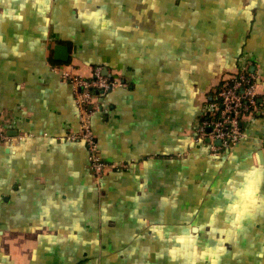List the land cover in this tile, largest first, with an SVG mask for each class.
Returning a JSON list of instances; mask_svg holds the SVG:
<instances>
[{"label":"crops","instance_id":"1","mask_svg":"<svg viewBox=\"0 0 264 264\" xmlns=\"http://www.w3.org/2000/svg\"><path fill=\"white\" fill-rule=\"evenodd\" d=\"M58 44L124 83L93 117L117 165L99 182L66 140L80 123ZM241 70L258 110L215 156L197 130ZM0 128L11 264H264V0H0Z\"/></svg>","mask_w":264,"mask_h":264},{"label":"built area","instance_id":"2","mask_svg":"<svg viewBox=\"0 0 264 264\" xmlns=\"http://www.w3.org/2000/svg\"><path fill=\"white\" fill-rule=\"evenodd\" d=\"M51 68L63 82L71 84L78 111L79 129L67 134L66 140L85 143L89 167L99 182L117 165L103 159L93 128V117L99 110L101 95L123 86V80L118 75L104 74V67L101 65L95 66L88 75L78 73L74 65L70 64L53 63ZM257 86V77L249 71L224 74L216 85L217 103L213 105L215 110L199 126L195 141L209 139L207 146L215 156L239 143L245 136L244 123L258 110ZM5 140H8V137L0 128V143ZM217 141H220V144H217Z\"/></svg>","mask_w":264,"mask_h":264},{"label":"water","instance_id":"3","mask_svg":"<svg viewBox=\"0 0 264 264\" xmlns=\"http://www.w3.org/2000/svg\"><path fill=\"white\" fill-rule=\"evenodd\" d=\"M54 60L59 63H68L70 61V50L67 45L58 44L55 47V56ZM104 74L111 75L107 68L104 69ZM210 130V129H209ZM209 139H207V142ZM217 144H220V141H217Z\"/></svg>","mask_w":264,"mask_h":264},{"label":"rangeland","instance_id":"4","mask_svg":"<svg viewBox=\"0 0 264 264\" xmlns=\"http://www.w3.org/2000/svg\"><path fill=\"white\" fill-rule=\"evenodd\" d=\"M20 251L19 250H10L3 248V241L0 234V264H11V256L16 255L17 258L19 257ZM5 259V262L3 261Z\"/></svg>","mask_w":264,"mask_h":264},{"label":"trees","instance_id":"5","mask_svg":"<svg viewBox=\"0 0 264 264\" xmlns=\"http://www.w3.org/2000/svg\"><path fill=\"white\" fill-rule=\"evenodd\" d=\"M61 64V63H60ZM63 64V63H62Z\"/></svg>","mask_w":264,"mask_h":264}]
</instances>
